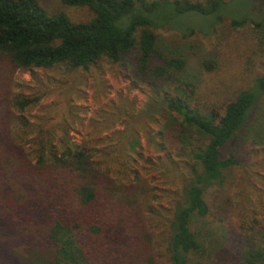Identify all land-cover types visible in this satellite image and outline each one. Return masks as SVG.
Segmentation results:
<instances>
[{
  "label": "trees",
  "instance_id": "1",
  "mask_svg": "<svg viewBox=\"0 0 264 264\" xmlns=\"http://www.w3.org/2000/svg\"><path fill=\"white\" fill-rule=\"evenodd\" d=\"M262 7L264 0H0V264H207L191 225L210 214L205 191L222 190L240 165L230 147L249 139L264 145V73L216 114L199 92L202 73L215 64L190 39L249 26L264 43ZM70 8L90 15L74 20ZM187 15L206 28L170 25ZM162 27L180 40L159 38ZM101 63L128 66L150 88L147 110L161 104L163 157L152 165L171 189L158 190L128 154L138 145L137 127L148 130L143 118L126 113L117 142L97 149L44 116L36 123L24 116L44 94L16 91L17 70L88 72ZM252 216L239 219L240 235L221 236L235 246L221 245L217 264H264V208Z\"/></svg>",
  "mask_w": 264,
  "mask_h": 264
},
{
  "label": "rangeland",
  "instance_id": "2",
  "mask_svg": "<svg viewBox=\"0 0 264 264\" xmlns=\"http://www.w3.org/2000/svg\"><path fill=\"white\" fill-rule=\"evenodd\" d=\"M67 11L74 20L90 15L85 8H70ZM262 12L264 14V7ZM225 22L228 24L229 20ZM205 23L200 17L187 15L174 19L170 25L180 29L194 26L204 29ZM156 34L166 42L180 40L178 32L168 27L157 29ZM260 35L259 31L249 26L239 31L226 26L214 34L196 32L191 37L190 40L197 44L198 56L215 64L212 71L202 73L199 92L207 95V101L216 114H220L219 108L229 101L233 92L249 86L252 77L264 73V43L257 41ZM195 62L196 58H191L190 65L196 69ZM98 69L88 72L81 69L65 72L62 69L17 70L14 78L19 88L16 91L26 96L44 94L37 105L27 109L24 116L30 123H36L44 116L50 123L64 128L68 138L77 143L88 139L97 149L106 148L110 139L114 140L113 143L117 142L120 136L116 133L126 127V113L134 119L136 116L143 118L141 121L148 130L139 128L140 125L137 127L138 145L134 149L129 145L128 154L136 161L135 169L148 175L158 190L171 189L162 178V171L152 165L163 157L157 147L160 143L157 109L161 104H153L155 106L147 110L150 88L136 82L128 66L123 68L101 63ZM52 104L55 105L49 107ZM62 134L57 129L55 139ZM229 151L240 165L228 172L222 190L209 187L205 191L210 214L191 225L204 242L201 260L207 264H217L221 245L234 249L235 243L227 246L221 236L240 235L239 219L242 216L250 219L253 213L258 216L264 208V145H255L249 139L236 143ZM177 168L183 172L182 167ZM157 195L161 197L159 207H165L163 195L160 192ZM226 200L229 203L226 204Z\"/></svg>",
  "mask_w": 264,
  "mask_h": 264
}]
</instances>
